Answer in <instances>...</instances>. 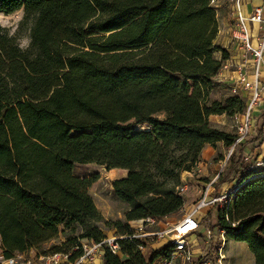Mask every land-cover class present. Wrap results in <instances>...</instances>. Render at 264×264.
I'll return each mask as SVG.
<instances>
[{
	"label": "trees",
	"instance_id": "trees-1",
	"mask_svg": "<svg viewBox=\"0 0 264 264\" xmlns=\"http://www.w3.org/2000/svg\"><path fill=\"white\" fill-rule=\"evenodd\" d=\"M18 9V27L28 23L26 47L0 26L2 256L39 248L59 227L68 231L65 241L48 252L105 237L88 194L95 177L72 173L84 163L125 170L110 181L127 205L124 223H112L124 237L118 254L103 248L102 263L150 264L166 256L170 244L161 243L146 258L140 242L126 237L127 222L178 211L181 172L195 167L205 145L227 149L235 139L208 117L245 107L236 96L208 99L228 56L215 43V9L208 0H0V13ZM260 118L264 109L252 122ZM232 157L214 183L230 175L239 186L213 226L245 242L255 264H264V176L247 180L256 173ZM212 252L196 264L211 262Z\"/></svg>",
	"mask_w": 264,
	"mask_h": 264
},
{
	"label": "built area",
	"instance_id": "built-area-1",
	"mask_svg": "<svg viewBox=\"0 0 264 264\" xmlns=\"http://www.w3.org/2000/svg\"><path fill=\"white\" fill-rule=\"evenodd\" d=\"M241 0H208V4L214 9L222 4L233 17V27L230 30V39L238 50L237 57L227 56L221 61L218 75H222V80L227 82L228 89L235 93L238 89L247 93V102L243 115L237 125L235 139L229 147V154L233 148L244 141L251 130L252 116L255 111L264 109V24L263 10L261 7L254 8L250 15H244L240 11ZM250 24H259L260 27L253 36ZM261 107V109H260ZM226 159L220 161L219 168L213 177L208 180L200 193L193 209L183 213L181 217L173 222H167L162 218L146 216L143 218L130 220L127 222L130 234L126 237L136 238L139 242V250H143L152 244L157 248L161 243L170 244L167 255L158 257L150 264H195L198 260L192 253L195 240H202L204 244L212 245L215 251L214 264H222L225 231L221 228L211 227L208 218L200 215L199 211L206 208L225 210L230 202L237 185L234 183L230 189L219 194H211L212 187ZM222 163V164H221ZM240 167L255 172L253 177L264 176V160L252 153V150L244 151L239 159ZM258 168V169H257ZM246 181V180H245ZM241 185V184H240ZM179 194H183L185 187L179 184L176 187ZM224 220L230 225L226 216ZM216 233L213 239V233ZM123 235H105L100 241H93L87 238H79L70 251L50 252L45 256H40L33 262L28 257H23L25 253H15L9 257L0 256V263L3 264H103V248H107L112 254H118L117 240ZM155 248H152L155 249ZM75 254H74V253ZM201 264H212L209 260Z\"/></svg>",
	"mask_w": 264,
	"mask_h": 264
},
{
	"label": "rangeland",
	"instance_id": "rangeland-1",
	"mask_svg": "<svg viewBox=\"0 0 264 264\" xmlns=\"http://www.w3.org/2000/svg\"><path fill=\"white\" fill-rule=\"evenodd\" d=\"M224 10H226V7L223 4L215 9L217 31L218 28L221 31L222 22H227L228 20L223 18ZM22 16H23L22 9H18L9 14L0 13V26H3L9 34H15L18 45L21 48H24L28 43V23L22 24L20 28L18 27V24L21 21ZM262 26H264V24H261V27ZM229 96H236L238 97V99L243 100L245 102V107H246L247 93L245 91H241L240 89H238L235 93H232L228 89L227 82L225 81H221L210 92L208 99L222 101L223 99ZM245 107L243 108V110L234 109L233 111H230L228 114L210 115L208 122L211 126L215 128H218L228 133H235L241 115H243ZM157 117L161 118V114H159ZM256 120L257 119H255V121ZM254 126H256L255 129H253ZM251 127L252 128L250 130V133L247 135V138L244 140L245 141L244 145H241L243 146V149L240 148L241 146L237 145L233 148L232 152L229 154L228 153L229 148L226 149L222 145L220 146L219 148L220 154L218 155V158H220L221 162L223 161L224 158H228L226 159L225 163L222 166L221 174H224L227 171V168L231 165V163L229 162V156L231 154L233 155L232 157L233 160H239L240 155L243 154L244 151L250 152V150H252V153L258 155L259 157H261L262 160H264V118L258 119L255 123L252 122ZM260 128L262 130V134H260V137L258 138V131ZM260 142L262 143L259 146H256ZM72 173L79 177H93V176L95 177V180L91 183V185L88 188V194L91 196L92 201L102 218V221L98 222L97 224L105 235L109 236L110 234H114L116 230L114 229L112 223L115 221H119L121 224L124 223L123 213L127 209V205L114 197L110 189V181L124 176L125 170L117 169V168L105 170L101 165L95 163H84V164H74L72 168ZM179 216L180 214L176 211V213L173 214L172 219L169 218L166 219V221L172 222L173 220L177 219ZM216 221H217L216 218L212 219L210 221L211 223L209 224L210 225L215 224ZM67 233H68L67 230H64L62 227H59L57 236L54 239L50 240L45 244H42L37 249L29 250L28 252L25 253V255L23 254V257L26 256L31 261L35 262L38 259V257L49 254L50 252H48V250L51 246L60 245L62 242H64L65 235ZM76 233H78V231H76ZM213 235H214L213 237L214 239L216 233L214 232ZM155 245L152 244L150 246H147L143 250L142 253L146 258L149 256L150 251H152V248H155ZM212 248H213L212 245H208V244H204V246L200 245L194 257L196 258L198 255H203L207 251V249L211 251ZM223 251H224V247H223ZM199 252H203V253H199ZM0 256H2L1 245H0ZM210 259L212 264H214L213 252L211 254ZM223 260H224V254H223ZM223 260H222V264H225ZM178 264H183V263L178 262Z\"/></svg>",
	"mask_w": 264,
	"mask_h": 264
},
{
	"label": "crops",
	"instance_id": "crops-1",
	"mask_svg": "<svg viewBox=\"0 0 264 264\" xmlns=\"http://www.w3.org/2000/svg\"><path fill=\"white\" fill-rule=\"evenodd\" d=\"M256 7L262 8L264 17V0H241L240 11L246 16L250 15ZM223 15V18L228 20L227 22H222L221 31L218 28L215 43L225 48L228 56L237 57L238 50L230 39V30L233 27V17L227 10V7L226 10H224ZM259 27V24H250V29L252 31L253 36L256 35V32L258 31ZM215 56L219 57V53L215 54ZM223 75L224 74L220 76L217 74V79L219 82L223 81ZM255 128L256 126L253 127V129ZM220 146V143H216L214 147H211L210 145H205L199 154L198 161L195 167L191 171L181 172L180 182L184 185L185 191L182 194L183 203L177 211L180 216L173 221L178 220L181 217V214L187 213L193 209L196 201L200 197V193L204 184L208 180L213 179V177L215 176L221 161L220 159L215 160L216 155L220 154ZM234 182V179H232L229 175L223 182L214 183L211 194H219L221 192L227 191L232 187ZM217 212L218 211L216 209L209 207L199 211L200 215H203L208 218L209 223H211L210 221L212 219L216 218L217 220ZM173 214L166 216L164 219H172ZM213 225L214 224L210 226L214 227L215 229L217 226ZM200 245L204 246V242L200 239L195 240L192 247V253L194 255L197 253ZM223 254V261L225 262V264H255L254 254L250 251L248 245L243 241H235L233 239L225 237Z\"/></svg>",
	"mask_w": 264,
	"mask_h": 264
}]
</instances>
